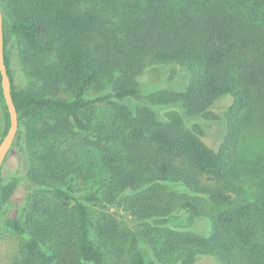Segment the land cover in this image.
<instances>
[{"label":"trees","instance_id":"1","mask_svg":"<svg viewBox=\"0 0 264 264\" xmlns=\"http://www.w3.org/2000/svg\"><path fill=\"white\" fill-rule=\"evenodd\" d=\"M83 2L0 0L28 153L21 178L0 175V210L30 185L26 220L4 219L29 236V264H264V0H145L141 16L106 17ZM149 65L171 85L132 108ZM105 78L113 94L90 99ZM0 104L3 140L1 73Z\"/></svg>","mask_w":264,"mask_h":264},{"label":"rangeland","instance_id":"2","mask_svg":"<svg viewBox=\"0 0 264 264\" xmlns=\"http://www.w3.org/2000/svg\"><path fill=\"white\" fill-rule=\"evenodd\" d=\"M106 1L107 0H84L82 6L85 8L98 9L102 12V15L106 17L105 14H113V16H117L132 12L141 16V10L146 5L145 0H108V4H112L110 6H105ZM6 51L16 89H28L33 79L26 73L24 67L22 66L20 59V47L13 38H9ZM42 57L46 60H50L52 57L51 52L46 51V53H43ZM169 70L170 68L168 66L149 65L145 67L143 73L138 79L140 87L142 88V95L129 102L131 107L136 108L139 106H148L146 97H148L151 92L162 87H169L171 85H168L170 79L168 73ZM175 84L177 85V82ZM63 90L64 89L61 91ZM113 91V83L110 78H105L91 90L89 98L95 100L100 97L113 94ZM60 95L65 96L62 92L59 96ZM111 101L116 102L113 98ZM95 107V114L100 119L108 118L111 115L110 111L114 109L108 101L96 102ZM4 131L5 122L2 106L0 104V142L2 141ZM22 139L23 138L19 140L21 145L20 143L19 146L18 144H14L13 153L10 154L5 161L4 168L1 172V177L3 179V183L5 184L13 181L14 178H21V176L26 173L28 153L26 143ZM14 184L15 183L13 182V185ZM30 190V185L21 181V183L13 187V192L9 198H7V201L3 204L0 210V264H29V255L25 247L29 236H18L13 233L11 229L5 226L4 219L8 216H14L22 218L23 222L26 220L25 209ZM97 209L99 208L93 207V211ZM179 223H185V220L182 219L181 221H178V224ZM167 257L175 259L178 256ZM181 258L188 261L186 256H182ZM147 260L151 262L154 261V258L153 256H147Z\"/></svg>","mask_w":264,"mask_h":264},{"label":"water","instance_id":"3","mask_svg":"<svg viewBox=\"0 0 264 264\" xmlns=\"http://www.w3.org/2000/svg\"><path fill=\"white\" fill-rule=\"evenodd\" d=\"M0 73L1 86L8 110L10 125L4 139L0 142V175L7 157L13 153V146L19 131V114L12 96V81L5 62L4 16L0 4Z\"/></svg>","mask_w":264,"mask_h":264}]
</instances>
